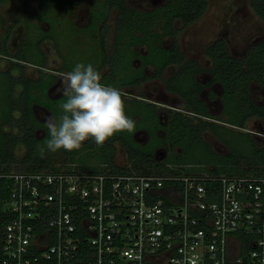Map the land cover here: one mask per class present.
I'll return each mask as SVG.
<instances>
[{
	"label": "built area",
	"instance_id": "built-area-1",
	"mask_svg": "<svg viewBox=\"0 0 264 264\" xmlns=\"http://www.w3.org/2000/svg\"><path fill=\"white\" fill-rule=\"evenodd\" d=\"M0 264H264V173L0 165Z\"/></svg>",
	"mask_w": 264,
	"mask_h": 264
},
{
	"label": "trees",
	"instance_id": "trees-1",
	"mask_svg": "<svg viewBox=\"0 0 264 264\" xmlns=\"http://www.w3.org/2000/svg\"><path fill=\"white\" fill-rule=\"evenodd\" d=\"M45 1L42 0V3ZM248 1L264 22V0ZM58 2L69 7L70 13L73 11L71 1ZM95 3L98 7L93 6L90 9L92 20L82 30L96 45L94 54L98 61L94 68L101 73V83L119 90L127 86L141 87L148 81L163 78L167 68L175 65L176 70L166 79L165 87L168 92L182 99L183 106L181 109L165 108L167 120L162 123L160 108L155 103L132 99L130 106V100L121 94L125 113L135 122L133 130L114 134L103 146H97L92 139L86 140L79 149L64 151L66 157L74 159L76 155L91 152L105 165L99 170L89 167L92 171H163L167 164L158 162L154 156L155 147L164 140L157 131L163 129L167 133V141L173 146L184 147L183 153L175 156V163L209 160L218 165V173H264V147L250 133H236L231 127L215 121L218 119L226 124L246 128L251 119L258 118L264 126V39L253 44L243 57L235 56L225 39H218L206 49L211 66L205 68L197 60L186 57L179 35L202 18L208 10L209 0H164L161 6L150 11L131 6L127 0H95ZM113 10H117V14L113 44L110 45L109 23ZM71 31H75V28L71 27ZM167 37L172 38L169 46L165 44ZM18 56L24 60L26 53H19ZM39 58V64L43 65L44 61ZM138 60L141 61L140 65H137ZM74 67L73 62L69 64L65 61L63 70L70 72ZM149 67L152 68L151 71ZM203 72L209 74L207 81L198 77ZM57 79L58 75L41 71L39 78L32 80L25 74L23 65L20 76L10 78L6 97L0 104L1 166H14L18 171L55 168L51 165L53 159L63 149L52 153L46 148L44 155H41L40 148L44 141L50 139V134L46 124L37 118L34 104L47 107L59 120L62 114L60 105L67 98L63 96L52 99L47 93ZM18 84H22L23 88L19 96L15 97L13 86ZM216 86L221 90L220 95ZM209 87H214L208 93L210 101L220 97L221 115L213 113L207 100L202 97ZM256 89L263 96L260 101L255 98ZM17 110L21 111L18 118L14 114ZM2 125H9L12 130H3ZM14 128H18V131L14 132ZM39 128L46 130L43 138L37 136ZM143 128L149 132L150 143H154V148L141 146L135 141V132ZM206 133H212L218 140L229 145L230 151H215L212 144L205 139ZM242 141L247 143V147L246 151L243 149L239 153L237 148L240 149ZM20 143L26 147L21 158L16 153V147ZM117 143L128 152L130 167L116 164ZM243 164L249 166L242 168ZM257 165L260 167H252Z\"/></svg>",
	"mask_w": 264,
	"mask_h": 264
},
{
	"label": "rangeland",
	"instance_id": "rangeland-1",
	"mask_svg": "<svg viewBox=\"0 0 264 264\" xmlns=\"http://www.w3.org/2000/svg\"><path fill=\"white\" fill-rule=\"evenodd\" d=\"M29 3L28 9L31 17L29 18V24L26 26L22 19L24 16L22 12L25 9L27 2ZM73 3V11L70 13V9L58 0H46L42 3V0H7L6 3L0 2V50L3 46V38L7 32V27H13L11 31V37L8 42V49L10 52L15 53L18 51L22 44L24 37L29 39H35V32L40 35V28L50 30L54 34L55 39L60 43L61 50L57 49L56 42L53 39L48 40L43 44V49L47 53L49 69H58L63 66V55L68 57L70 62L74 65L77 63H83L85 65L92 64L93 67L97 63L98 58L94 54L96 47L93 40L83 32V28L88 25L91 20L90 9L96 6L95 0H69ZM130 5L138 6L141 8H151L154 6L152 0H128ZM2 4L3 9H2ZM117 10H113L110 16V28H111V40L113 43L114 28ZM19 20V22H15ZM46 20L50 22H46ZM37 26H39L37 28ZM71 27L75 28V31H71ZM224 38L227 40L231 51L238 57L244 56L249 48L256 42L264 39V22L257 16L253 9L249 5L248 0H209V7L205 15L182 31L179 35V41L181 48L190 59H196L204 67L210 66V59L207 57L205 51L207 47L216 39ZM172 42L171 37L165 39V44L169 46ZM11 60L7 57L2 58L0 61V70L5 71L10 67ZM39 68L34 66H28L27 74L30 77H37ZM151 71L152 68L149 67ZM175 68L168 69L163 75V78L157 80H151L144 83L141 87L127 86L120 90L123 97L129 99L128 105H132V99H144L155 103L160 108V119L162 123L166 122L167 114L165 108L181 109L183 106L182 99L176 94H171L166 90L165 81L174 72ZM13 75L18 76L19 70L14 69ZM67 73V72H66ZM64 73H62L63 75ZM61 75V83H62ZM203 80L209 79V74L202 73L200 77ZM54 89L53 93H61L59 89ZM203 94L208 103H210L211 110L216 115H221L220 103L211 102L208 99V91ZM126 92L129 95H124ZM143 95V96H142ZM144 97V98H142ZM255 98L261 100L263 96L261 91L256 89ZM220 101V98H219ZM218 104V105H217ZM176 105V106H175ZM37 115L41 119H48L53 115L47 110L37 108ZM218 123L224 124L227 127H231L236 133L239 131L250 133L258 144L264 147V126L260 119L253 118L247 123L246 128H240L236 125L226 124L225 122L216 119ZM6 129V128H5ZM45 130V129H44ZM8 131V129H6ZM39 137L43 138L46 133L39 130ZM46 131V130H45ZM17 132V130H14ZM158 135L163 137L164 140L155 147L154 143H150V135L147 129H139L134 134V139L141 146L148 145L155 147L154 156L155 159L164 164H170L176 167H182V169L191 173L202 172H215L217 164L215 162L204 161H187V163H175L174 159L177 154L183 153L182 145L173 146L167 141V133L163 129H158ZM205 139L208 140L215 151L224 153L230 151L229 145L218 140L212 133H206ZM42 148L46 149L47 141H44ZM239 143V141H237ZM240 149L237 151L240 153L243 149L246 151L247 143L245 141L240 142ZM116 152V164L121 167H130L131 162L128 156V152L117 143ZM40 148V152L41 149ZM242 148V149H241ZM66 150H60L59 155L55 156L52 162V166L57 168L68 169H80L85 171L89 170V167L101 169L105 165L101 163L100 159L91 152L76 155L74 159L66 157L64 154ZM26 152V147L23 144H18L16 147V153L18 157H22ZM249 165H242V168H247ZM255 167L260 166H252ZM103 170V169H102Z\"/></svg>",
	"mask_w": 264,
	"mask_h": 264
},
{
	"label": "clouds",
	"instance_id": "clouds-1",
	"mask_svg": "<svg viewBox=\"0 0 264 264\" xmlns=\"http://www.w3.org/2000/svg\"><path fill=\"white\" fill-rule=\"evenodd\" d=\"M101 79V73L92 64L83 63L62 75L59 91L67 99L60 105L59 120L54 116L46 120L50 134L48 151L76 150L89 139L103 146L114 134L133 130L135 122L125 113L120 90L102 84Z\"/></svg>",
	"mask_w": 264,
	"mask_h": 264
},
{
	"label": "flooded vegetation",
	"instance_id": "flooded-vegetation-1",
	"mask_svg": "<svg viewBox=\"0 0 264 264\" xmlns=\"http://www.w3.org/2000/svg\"><path fill=\"white\" fill-rule=\"evenodd\" d=\"M153 1V3H154V6L153 7H151V8H141V7H138V6H134V5H131V6H134V7H136V8H138V9H140V10H143V11H150V10H154V9H156V8H158L159 6H161L163 3H164V0H152ZM0 2L1 3H6L7 2V0H0ZM27 2V4H26V6H25V9H24V11L22 12V15L24 16V18L22 19V21H24V24L27 26L28 24H29V18L31 17V15H30V13H29V7H28V5H29V3H28V1H26ZM127 2H128V0H127ZM2 4V9H3V5ZM128 4H129V2H128ZM130 5V4H129ZM4 10V9H3ZM205 15V14H204ZM203 15V16H204ZM202 16V17H203ZM201 19V18H200ZM199 19V20H200ZM0 21H1V19H0ZM115 21H116V19H115ZM15 22H19V20H17V21H15ZM46 22H50V21H48V20H46ZM197 22V21H196ZM195 23V22H194ZM193 23V24H194ZM110 24V23H109ZM87 26V25H86ZM85 26V27H86ZM191 26V25H190ZM39 26H37V28H38ZM8 29H7V32L5 33V35H4V38H3V46H2V49L0 50V61L2 60V58H4V57H7L8 59H10L11 60V64H10V67L7 69V70H5V71H1L0 70V104L2 103V101H3V99H4V97H6V92H7V89H8V85L7 84H9V80H10V78H12V77H14V78H18L19 76H20V74H21V66L23 65L24 67H25V74L27 75V77H29V78H31L32 80H36V79H38L39 78V76H40V73H41V71H44V72H50V73H54V74H56V75H58V79H57V81L52 85V86H50L49 88H48V91H47V93H48V95L52 98V99H59V98H61V97H63V95H62V93H58V94H54L53 93V91H54V89H57L58 88V86L61 84V75H62V73H66V72H69V71H67L66 69L65 70H63V67L65 66V61H67L69 64H70V61H69V59H68V57L67 56H65L64 55V53H62V57H63V66L62 67H60V68H58V69H49L48 68V66H47V62H48V56H47V53L44 51V49H43V44L45 43V42H47L48 40H50V39H53L55 42H56V45H57V49L60 51L61 50V47H60V43H59V41L57 40V39H55V36H54V34L53 33H51V31L50 30H45V29H43V28H40V35H38L39 33H34L35 34V36L34 37H36L35 39H32V38H28V37H24V39L22 40V44H21V46H20V48L18 49V51L17 52H15V53H12V52H10L9 51V49H8V42H9V39H10V37H11V31L13 30V27H11V26H9V27H7ZM187 29V28H186ZM114 31H115V28H114ZM184 31V30H183ZM110 32H111V28H110ZM114 39V38H113ZM218 39H221V38H218ZM218 39H216V40H218ZM224 39V38H223ZM110 40H111V38H110ZM215 40V41H216ZM226 40V39H225ZM227 41V40H226ZM180 42V41H179ZM214 42V41H213ZM212 42V43H213ZM259 42V41H258ZM211 43V44H212ZM257 43V42H256ZM113 44V43H112ZM210 44V45H211ZM111 45V44H110ZM181 45V44H180ZM209 45V46H210ZM208 46V47H209ZM207 47V48H208ZM250 49V48H249ZM184 52V51H183ZM21 54V53H26V58L24 59V60H22V59H20L19 58V56H18V54ZM205 53H206V51H205ZM233 53V52H232ZM247 54V53H246ZM245 54V55H246ZM40 55V56H39ZM186 55V54H185ZM244 55V56H245ZM236 56V55H235ZM39 57H41V61L43 62L44 61V64L43 65H41V64H39L40 63V58ZM187 57V56H186ZM208 57V56H207ZM238 57V56H237ZM243 57V56H242ZM188 58V57H187ZM209 58V57H208ZM188 59H190V58H188ZM210 59V58H209ZM196 60V59H195ZM199 62V61H198ZM200 63V62H199ZM141 64V61L140 60H138V64L137 65H140ZM201 64V63H200ZM18 65H20V66H18ZM202 66H203V64H201ZM28 66H34V67H37V68H39V70H38V75H37V77H35V78H33V77H30L28 74H27V68H28ZM210 66H211V59H210ZM209 66V67H210ZM172 67H174L175 68V70H176V67H175V65H172V66H170V67H168L167 68V70L165 71V72H167L168 71V69H170V68H172ZM208 67V68H209ZM206 68V67H205ZM14 69H18L19 70V75L18 76H15V75H13V73H12V71L14 70ZM174 70V71H175ZM203 73H206V72H203ZM165 74V73H164ZM207 74V73H206ZM202 76V73L198 76L199 78ZM202 81H207V80H203L202 78H200ZM149 82V81H148ZM147 83V82H146ZM14 88H15V97H18L19 96V93H20V91L22 90V88H23V85L22 84H18V85H16V86H13ZM210 88V90L212 89V88H214V87H209ZM216 88V90L218 91V94L220 95V93H221V90H220V88L219 87H215ZM122 90V89H121ZM206 90H207V88H206ZM206 90H205V92H206ZM209 90V91H210ZM209 91H208V93H209ZM126 95H129V93L128 92H126ZM144 98V97H143ZM219 98L220 97H218L217 99H215V100H212L211 102H216V103H220V105H221V112H222V103H221V100L219 101ZM209 104V106H210V103H208ZM218 105V104H217ZM211 107V106H210ZM37 108H42L43 110H47L48 112H50L51 114H52V112L47 108V107H45V106H42V105H39V104H34V112H35V114H36V116H37V118L42 122V123H44V124H46V120L47 119H41L40 117H39V115H37ZM213 112V111H212ZM214 113V112H213ZM14 114H15V117L16 118H18L19 116H20V114H21V111L20 110H17V111H15L14 112ZM53 115V114H52ZM1 128L3 129V130H6V129H8V131H11L12 130V128L9 126V125H2L1 126ZM6 128V129H5ZM13 130H17L18 131V128H14ZM39 130H41V131H44L45 133H46V131L44 130V128H39L38 130H37V136L39 135ZM39 137V136H38ZM40 138V137H39Z\"/></svg>",
	"mask_w": 264,
	"mask_h": 264
}]
</instances>
